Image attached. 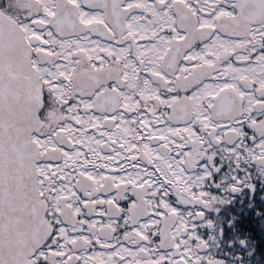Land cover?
<instances>
[{
  "label": "snow or ice",
  "instance_id": "obj_1",
  "mask_svg": "<svg viewBox=\"0 0 264 264\" xmlns=\"http://www.w3.org/2000/svg\"><path fill=\"white\" fill-rule=\"evenodd\" d=\"M249 227L264 0H0V264H237Z\"/></svg>",
  "mask_w": 264,
  "mask_h": 264
},
{
  "label": "flooded vegetation",
  "instance_id": "obj_2",
  "mask_svg": "<svg viewBox=\"0 0 264 264\" xmlns=\"http://www.w3.org/2000/svg\"><path fill=\"white\" fill-rule=\"evenodd\" d=\"M244 195H247V193H244L242 191L239 195L235 196L234 199L237 201V203H245V201L243 199ZM245 206L247 207V205H245ZM245 214H247V213L245 212ZM245 233H247V238L248 237L253 238V237L258 236V237L264 239V235H263L264 232H262L258 227L253 228L251 233H249V232H245ZM246 240H248V239H246ZM243 245H240L235 240L232 242V247H231L230 251L241 253V255L239 257L235 258L237 264H239V261H243V264H256V261L254 259H252V260L249 259L250 256H254L256 254V252H257L256 249L255 248H252V249L245 248V247H243ZM261 263L264 264V260H262Z\"/></svg>",
  "mask_w": 264,
  "mask_h": 264
},
{
  "label": "trees",
  "instance_id": "obj_3",
  "mask_svg": "<svg viewBox=\"0 0 264 264\" xmlns=\"http://www.w3.org/2000/svg\"><path fill=\"white\" fill-rule=\"evenodd\" d=\"M252 230L253 228L249 227V228H245L244 232L251 233ZM247 239L248 240L245 241L243 247L249 249L255 248L257 251L256 254L254 256H250L249 259L251 260L254 259L256 261V264H263L261 263V261L264 260V239L258 236L253 238L248 237Z\"/></svg>",
  "mask_w": 264,
  "mask_h": 264
}]
</instances>
